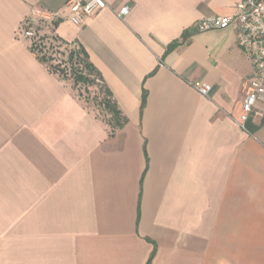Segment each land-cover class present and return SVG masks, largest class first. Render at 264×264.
<instances>
[{"label":"crops","instance_id":"crops-1","mask_svg":"<svg viewBox=\"0 0 264 264\" xmlns=\"http://www.w3.org/2000/svg\"><path fill=\"white\" fill-rule=\"evenodd\" d=\"M66 1L0 0V264H264V104L237 125L249 59L233 28L196 31L240 0H104L80 27ZM32 9L59 16L47 64ZM78 46L121 127L51 71Z\"/></svg>","mask_w":264,"mask_h":264},{"label":"built area","instance_id":"built-area-1","mask_svg":"<svg viewBox=\"0 0 264 264\" xmlns=\"http://www.w3.org/2000/svg\"><path fill=\"white\" fill-rule=\"evenodd\" d=\"M107 4L104 0H67L66 8L69 12L68 20L76 27L95 16L99 11L105 9ZM130 11L129 6L113 11L122 19ZM58 14L48 13L39 9L30 10L19 37L28 40L39 56L53 54L54 49L48 41L41 40L39 29L41 26L55 27L58 21ZM233 28L236 32V44L246 54L251 65V73L243 83L244 97L242 101V112L236 121L237 125L246 130V123L256 103L264 104V0H240L234 14L230 16H210L201 19L196 23V31L205 33L209 31L225 30ZM55 48V47H54ZM54 50V51H53ZM58 64H50L55 68ZM96 83L102 82L97 79ZM194 88L204 97H208L211 87L208 84L195 83Z\"/></svg>","mask_w":264,"mask_h":264},{"label":"trees","instance_id":"trees-1","mask_svg":"<svg viewBox=\"0 0 264 264\" xmlns=\"http://www.w3.org/2000/svg\"><path fill=\"white\" fill-rule=\"evenodd\" d=\"M176 45V43L170 45L168 47V51L174 48ZM39 60L44 64H47V62L50 61V59H47L45 56L39 58ZM50 69L53 73L58 74L62 80L71 81L72 86L75 89H78L81 86L86 88L92 86L96 87L99 90V93L102 95L99 104L107 113V122L112 128H119L126 122V119L121 116L116 104L112 101L110 91L105 86H103V84L99 85L96 83L99 75L89 62L88 55L81 46H78L75 50L70 52L66 58L59 59L55 68L52 69L51 67ZM78 95L81 97L80 94ZM144 101L145 94L142 96L141 108L144 105ZM253 129L254 127H251L249 122H247L246 130H248V132H252Z\"/></svg>","mask_w":264,"mask_h":264},{"label":"rangeland","instance_id":"rangeland-1","mask_svg":"<svg viewBox=\"0 0 264 264\" xmlns=\"http://www.w3.org/2000/svg\"><path fill=\"white\" fill-rule=\"evenodd\" d=\"M76 91L77 94H80L82 99L86 101L88 105H90V107L96 109L101 116H104L105 119L108 118L106 115L107 113L103 110V108L99 104L102 95L99 93V90L96 87L92 86L86 88L84 86H81L80 88L76 89Z\"/></svg>","mask_w":264,"mask_h":264}]
</instances>
